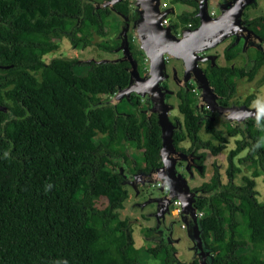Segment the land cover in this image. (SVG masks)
Returning a JSON list of instances; mask_svg holds the SVG:
<instances>
[{
	"label": "trees",
	"instance_id": "1",
	"mask_svg": "<svg viewBox=\"0 0 264 264\" xmlns=\"http://www.w3.org/2000/svg\"><path fill=\"white\" fill-rule=\"evenodd\" d=\"M102 1L0 0V106L6 108L0 111V264H140L144 250L162 264L178 262L173 255L176 248L166 241L136 248L129 219L119 215L128 191L118 169L148 173L161 165L157 115L138 109L134 96L118 104L110 99L104 104L95 97L111 98L127 87L130 64L43 60L44 54L59 47L63 36L73 46L82 42L86 47L94 34L106 37L118 31L119 23L107 28L106 19L114 11L95 8ZM173 2L194 9L177 15L174 32L199 26L198 0ZM129 9L123 1L114 6L126 16ZM248 24L260 28L263 40L254 58L241 68L211 66L209 61L203 68L224 106L236 98L238 81L253 82L264 68V11ZM107 42L97 46L114 52L119 45ZM129 43L135 60L144 62L132 37ZM240 53L232 44L224 49V58L231 62ZM260 80L263 84L264 73ZM192 89L196 86L189 84L177 92L183 121L173 135L174 144L190 140V151L206 149L218 156L227 147V137H240L228 154L230 180L223 184L214 165L195 201L197 212L203 213L198 229L209 252L208 264H264V202L257 199L255 180L260 174L243 176L241 186L233 180L241 172L234 160L245 150L238 163L256 164L264 174V120L225 123L226 137L200 113ZM255 99L251 94L243 104L250 107ZM203 129L219 144L202 141ZM128 143L139 151L136 161L128 156ZM102 198L107 206L99 209ZM155 229L142 233L150 238ZM191 264H200L199 257Z\"/></svg>",
	"mask_w": 264,
	"mask_h": 264
},
{
	"label": "water",
	"instance_id": "2",
	"mask_svg": "<svg viewBox=\"0 0 264 264\" xmlns=\"http://www.w3.org/2000/svg\"><path fill=\"white\" fill-rule=\"evenodd\" d=\"M120 1L122 0L95 3V8L109 7L113 11V5ZM133 3L138 19L134 21L132 27L128 25L120 34V38L123 37V40L117 51H122L123 57L96 62L119 63L126 61L130 64L128 86L119 89L113 95L112 103L117 104L124 96L130 98L131 94L151 101L153 107L147 112L157 113L158 115L157 122L161 128L162 137V147L159 155L163 166L153 170L149 175H136L133 183L136 184V181L139 180L141 183L160 184V191H163L165 184L168 183L171 194L152 198L147 204L165 200L163 209L161 210L158 207L156 210L157 217L162 216L164 218V213L173 202H181L180 217L182 224L185 225L188 232H192L190 237L196 242L200 264H208L209 252L203 247L198 229L197 209L193 205L194 198L200 196V192H190L188 180L176 172L175 161L185 160L186 157L183 152L176 150L173 143L174 128L168 118L173 106L168 104L167 95H172L174 92L164 89L163 82L168 78H173L176 81L179 78L183 87L187 84L196 86L198 90V108L200 110L209 109L215 117H219L224 122L241 124L248 120H264V113H260L256 108L247 107L246 105L224 106L220 104V96L210 84V80L200 66L201 63L208 61L211 66H218V55H204V53L216 49L231 37L236 38L235 44L239 43L240 40L244 41V51L247 59L246 52L248 48L263 43L261 37L242 22L245 8L256 3V0H230L220 5L218 15L214 17L209 12V0H198L197 17L199 18V26L194 29L183 30L180 36L173 32V26L167 25L164 27L162 25L166 16L175 13L174 8L171 7L161 11V0H133ZM129 31H131L133 40H136L139 50L146 58L147 71L144 76L141 75L139 63L130 50L129 37L127 36ZM166 58L181 63V77L178 75L176 66L172 67V75L168 73ZM0 111L5 112L6 108L0 106ZM187 170L189 171L188 167ZM165 172L167 173L166 178L164 177ZM191 176L193 177L192 174ZM177 189L185 197L173 195L174 190Z\"/></svg>",
	"mask_w": 264,
	"mask_h": 264
},
{
	"label": "rangeland",
	"instance_id": "3",
	"mask_svg": "<svg viewBox=\"0 0 264 264\" xmlns=\"http://www.w3.org/2000/svg\"><path fill=\"white\" fill-rule=\"evenodd\" d=\"M127 6L133 7V0H125L124 1ZM163 3L167 6H171L175 9V13L170 15L171 21L173 23L178 22L177 15L181 14L182 12H192L194 9L191 5H188L184 2H173V0H162ZM227 0H209V12H214L215 16L219 13V6L223 3H226ZM257 7L252 8L249 7L248 10H245V14L248 17H256L260 16L264 11V0H256ZM107 28L114 29L117 23H120V18H117L116 16H111L109 19L107 18ZM260 30L257 28V31ZM118 31H110V33L106 37H102L98 34H94L91 43L84 47L83 43L80 42L78 46H73L70 42V40L63 36L60 40L59 47L56 50H53L49 53H46L43 55V60L45 63H49L54 58L63 57L66 59H78L79 61L88 62V61H102L105 59L108 60H115L121 58V52L115 51V52H107L105 50H102L97 45L100 42H103L105 40H108L111 45H113L114 42L118 41ZM132 35L131 31L128 32V36ZM231 38L227 39L223 44L218 46L216 49L209 51L207 53H204V55L207 54H214L218 55V65L220 66H228L234 65V67L241 68L245 65V62L248 63V60H251L255 56V48L249 49L246 54L248 56V59L242 52V46L241 42L237 43L235 46L241 50L240 55L233 61L228 62L224 58V49L233 44V41ZM135 46L138 47L136 40L134 39ZM108 42L107 45H110ZM139 49V47H138ZM177 63L176 61L171 60L170 58H166V62ZM201 68H205L206 64H200ZM139 67L142 71H147V65L146 60L144 62H139ZM84 68H88L87 66H84ZM170 66H168V73H169ZM178 75L180 76L181 70H178ZM264 73V68H262L259 73L257 74L255 80L253 82H247L245 79L238 81V88H237V94L236 98L232 100V102L237 103L236 105H240L243 103V101L248 97L249 95L253 94L255 95L256 99L252 101L251 108H256L260 113H264V83L260 84V79ZM142 75V74H141ZM181 77V76H180ZM175 82V81H174ZM168 87L176 93L178 89L174 87L173 85H170L168 82ZM1 96H3V91L0 93ZM132 95V94H131ZM99 97L101 100V103H107L109 99L108 96L100 95L95 96ZM197 97V96H196ZM198 102V100H196ZM120 102V101H119ZM170 104L174 106V110L171 111L170 116L174 118H178V120L181 122L183 119L182 114L178 110L179 100L174 97L173 95H170ZM9 103V101H8ZM123 105V104H121ZM207 108H204V111ZM214 125L216 129L222 130L224 132V135L226 136V126L220 121V118H215ZM231 125H235L236 123H229ZM200 138L202 141H212L214 144H219V141L213 137L212 135L205 132V130L200 131ZM227 137V136H226ZM228 138V144L226 149H224L218 156L212 155L208 150H200L199 152H203L206 154L205 159V165H206V173L203 178L197 177L198 171H193L196 174L194 183L192 185H200L204 182H209L211 176L213 175L214 167L213 164H217L221 173V179L222 183L226 184L230 178L227 176V169L229 167V161H228V154L231 150H233L236 147V140L240 139L239 136ZM190 141L187 140L184 143L181 144L182 147L185 149H188L190 147ZM129 151L132 152L131 156H139V151L135 148H131L130 145H128ZM247 153V150L243 151L235 160L236 166H238L241 169V172L236 175V177L233 179L234 183L236 185H243L242 177H253V172L257 171L260 176L255 178L256 180V190L258 192L257 199L259 202H264V174L262 173L261 169L258 168V165L253 164L251 166L242 165L238 163V159L240 157H244ZM181 172H183L181 170ZM185 174V173H184ZM142 186V187H141ZM156 185H152L153 188H150L148 185H141L139 183H136L135 189H132V187H126L129 198L126 200L124 204V209L119 212L121 219H129L128 223L131 226L132 230V236H133V242L136 248H149L154 244V242L147 241V237L144 236L142 233V230H145L147 228H150L152 226L156 227L155 221L152 218V215H150V212L156 213V210L154 208L155 204L150 203L147 204V202L152 198H159L162 196L160 194L161 192L156 191ZM158 188V186H157ZM152 194V195H151ZM160 194V196H159ZM153 196V197H150ZM107 206V200L105 198H102L97 202V207L99 209H104ZM165 225V233H167L169 236H171V239H173L174 246L178 252L177 254V264H191L193 260H195L198 257V253L196 254L195 251V243L191 238L188 236V231L184 230L182 227V221L181 217H174L171 214H168L166 217V221L162 223ZM163 226V225H162ZM164 227V226H163ZM140 264H162L161 261L158 259L152 258L149 256L146 251H143L142 261Z\"/></svg>",
	"mask_w": 264,
	"mask_h": 264
},
{
	"label": "flooded vegetation",
	"instance_id": "4",
	"mask_svg": "<svg viewBox=\"0 0 264 264\" xmlns=\"http://www.w3.org/2000/svg\"><path fill=\"white\" fill-rule=\"evenodd\" d=\"M104 1H108V0H104ZM104 1H102V2H104ZM123 2L125 1V0H122ZM122 1H120V2H122ZM101 2V3H102ZM227 2H228V0H227ZM119 2H117V3H115L116 5L118 4ZM115 4L113 5V6H115ZM124 4H125V2H124ZM161 5V4H160ZM251 5H249V6H247L246 8H245V10H248L249 9V7H250ZM129 7V6H128ZM220 7V6H219ZM130 8L131 9H129V10H131L130 11V13H129V15H124L123 13H121V12H118V11H116V10H113L114 12H112V14H110V17L111 16H116L117 18H120V23H119V26H118V37H119V39H118V41H119V45L113 50L114 52L116 51V50H118L119 48H120V46H121V43H122V40H123V37H121L120 38V34H121V32H122V30L125 28V27H127L128 25H129V27H132V25H133V23H134V21L136 20V19H138V14H136L135 15V17L133 16L134 15V13L132 12V11H134L135 13H137L136 11H135V7H134V4H133V7H131L130 6ZM169 8H171V6H168V8L167 9H169ZM167 9H165V10H167ZM245 10H244V12H243V15H242V22L244 23V25L247 27V28H249V29H251V30H253L255 33H257L258 35H259V31L260 30H258L257 31V28L258 27H253V28H250L249 27V24H248V19H251V18H254V17H248L246 14H245ZM134 17V18H133ZM131 18H133V19H131ZM163 25V24H162ZM168 25H173V22L171 21ZM164 26V25H163ZM189 26V25H188ZM165 27V26H164ZM186 29H190L189 27L188 28H186ZM260 29V28H259ZM183 30H185V28L184 27H180V29L177 31V32H175V33H181ZM127 36H128V33H127ZM128 37H132L131 35H129ZM232 41H233V46H235L236 44H235V41H236V38L235 37H232V39H231ZM134 41V40H133ZM240 42H241V46H242V52H243V54H244V41L243 40H240ZM133 44H134V42H133ZM262 46V43L261 44H256V45H254V46H252V47H250V48H248V50L249 49H254V47H256L255 48V54H256V51H257V49L258 48H260ZM247 50V51H248ZM121 52V56L123 57V52L122 51H120ZM121 57V58H122ZM120 59V58H119ZM53 60V59H52ZM51 60V61H52ZM219 60V59H218ZM218 60H217V64H218ZM50 61V62H51ZM169 61V60H168ZM249 61V60H248ZM49 62V63H50ZM207 62H205V63H203V64H206ZM167 65L168 66H170V69H169V74L170 75H172V67L174 66H176L177 67V69L178 70H181V63L180 62H177V63H174V65L172 64V63H170V61L169 62H167ZM232 66V65H231ZM203 69V68H202ZM142 72H143V69H142ZM145 70H144V72L142 73V76H144L145 75ZM179 74V73H178ZM180 76H182V70H181V74H180ZM179 76V77H180ZM175 81V82H174ZM168 82L170 83V85H173L174 87H176L177 89H178V91L180 90V89H185V90H187V88H188V85L189 84H187L186 86H184L183 87V84H182V81L178 78L177 79V81L175 80V79H173V78H168V79H166V80H164V82H163V86H164V89H169V90H171V91H173L172 89H170L169 87H168ZM179 84V85H178ZM194 86V85H193ZM195 87V86H194ZM196 90H197V88H196ZM178 91H176V93H174V94H172L174 97H176L177 98V92ZM198 91V90H197ZM174 92V91H173ZM196 95V94H195ZM132 96H134L135 97V99H136V102H138V109H142L143 110V112H145V114H147L148 116H150V115H152V114H156L157 115V113H150V112H147V111H149L152 107H153V105H152V103H150L151 101L149 100V99H144V98H142V97H140V96H137V95H135V94H132L131 96H130V98L132 97ZM113 97V96H112ZM112 97H111V99H112ZM130 98H127V96H124L121 100H120V102L121 101H123V100H126V99H130ZM178 99V98H177ZM179 100V99H178ZM170 95H167V102H168V104H170ZM112 102V101H111ZM120 102H118V103H120ZM117 103V104H118ZM233 104H236V103H234V102H232L231 101V104L229 105V106H231V105H233ZM172 105V104H171ZM240 105H245V104H240ZM173 106V105H172ZM197 106V105H196ZM197 108H198V106H197ZM172 110H174V106H173V109ZM171 110V111H172ZM179 110V109H178ZM207 111H204V110H200L199 109V111H200V113L201 114H203L204 115V117H210L211 118V120L213 121L215 118H217V117H215V115L209 110V109H206ZM171 111L169 112V114H168V118H169V121L172 123V125H173V135H174V133H175V131L176 130H178V129H180L181 127H182V121H183V119H182V121L180 122L179 120H178V118H174V117H171L170 116V114H171ZM157 119H158V115H157ZM223 124H225V123H227V122H224V121H222V120H220ZM206 122V119H204V123ZM213 123H214V121H213ZM246 123V122H245ZM244 123V124H245ZM241 124H243V123H241ZM161 129V128H160ZM185 141H187V140H185ZM185 141H182V142H180V143H178V145L176 146L175 144H174V146H175V148H176V150H178V151H181V152H183V154H184V156L186 157L185 158V160H176L175 161V165H176V172H178L179 174H181L185 179H187L188 180V188H189V190H190V192H200V196L202 195V193H203V189H202V186H203V184L205 183H202V184H200V185H196V186H194V185H192L193 183H194V180H195V177H196V174H195V172H193V171H198L199 173L197 174V177H200V178H203L204 176H205V173H206V165H205V159H206V154L205 153H201V152H199L200 150H202V149H198V150H192V151H190L189 149H190V147H191V144H190V147L188 148V149H185L184 147H182L181 146V144L182 143H184ZM190 141V140H189ZM173 143H174V139H173ZM190 143H191V141H190ZM128 145H130V143H128L127 144V152H128V156H129V158L131 159V160H133V161H136V157H138V155L137 156H131V154H132V152L131 151H129V148H128ZM141 145H143V143L141 144ZM131 146V148H135V147H133L132 145H130ZM135 149H137V148H135ZM138 150V149H137ZM203 150H206V149H203ZM210 152V151H209ZM202 155H204V160L202 159ZM160 160V163H161V165L160 166H158V167H156L155 169H158V168H161L162 166H163V162L161 161V159H159ZM214 165H216L217 167H218V165L217 164H213V167H214ZM187 167H188V169H189V171L187 170ZM219 168V167H218ZM130 167L128 168V167H126V172L123 170V169H118V171H120V173L123 175V177L125 178V188L126 187H132V189H135V186H136V184H134L133 182H134V177L136 176V175H138V174H144V175H149L153 170H155V169H152L151 171H149L148 173H145L144 171H136V172H130ZM181 170L183 171V172H181ZM185 173V174H184ZM203 173V174H202ZM213 173H214V171H213ZM191 174L193 175V177L191 176ZM166 175H167V173L165 172L164 173V177L166 178ZM151 178V177H150ZM141 179V178H140ZM136 183H139V184H141V185H148V186H150V188H153L152 187V184H150V183H147V182H145V183H141V181H139V180H137L136 181ZM157 186H158V188H157ZM159 186H160V184L158 185H156V186H154V187H156V191H159V192H161L160 194H162V196L161 197H164V196H166L168 193H170L171 194V192H170V188L168 187V183H166L165 184V188H164V190L163 191H160L159 190ZM142 187V186H141ZM127 189V188H126ZM160 194H159V196H160ZM152 195V194H151ZM173 195H175L176 197L177 196H179V197H185L183 194H182V192L180 191V190H174V192H173ZM200 196H198V197H195L194 198V203H193V205L195 206V201L200 197ZM150 197H153V196H150ZM128 198H129V193H128ZM176 202V201H175ZM175 202H173V204H171L170 206H169V208L166 210V212L164 213V218L162 217V216H159V217H157V214L155 213V211L154 212H150L149 214L150 215H152V218L154 219V221H155V225H156V227H154V226H152V227H150V228H156L155 229V231L153 232V234H152V237H150V238H148L147 239V241H149V242H154V244H158V243H162L163 241H166V243H168L170 246H174V243H173V239H171V236H169L167 233H165V225L164 224H162L161 223V221H163V223L166 221V217H167V215L168 214H171L172 216H174V217H180L181 216V211L180 212H177L178 210L176 209V206H175ZM165 200H162L161 202H158V203H153V204H155V206H154V208H155V210L159 207L161 210L163 209V206H165ZM180 203V206H181V202H179ZM179 210H180V207H179ZM197 213V212H196ZM161 218H162V220H161ZM164 227H163V226ZM184 230H186V227L184 228V227H182ZM191 234H192V232H188V236H189V238H191L190 236H191ZM193 240V239H192ZM193 242L195 243V241L193 240ZM195 245H196V243H195ZM194 245V246H195ZM174 248H175V246H174ZM195 248V251H196V254L198 253L197 252V250H196V247H194ZM177 254H178V252H177V250H176V252L173 254L174 255V257H175V259H177Z\"/></svg>",
	"mask_w": 264,
	"mask_h": 264
},
{
	"label": "built area",
	"instance_id": "5",
	"mask_svg": "<svg viewBox=\"0 0 264 264\" xmlns=\"http://www.w3.org/2000/svg\"><path fill=\"white\" fill-rule=\"evenodd\" d=\"M160 9L161 11H165V9L168 8V6L166 7V4L162 2L161 0V3H160ZM214 13H212L213 15ZM171 22V18H170V15L166 16L165 19L163 20L162 24L164 26H167L169 23ZM189 28L191 27L190 25L188 26ZM181 33H177L178 36H180ZM192 92L196 95H198V91L196 89H192ZM175 206H176V209L178 210L177 212H180L179 210V207H180V203L179 202H175ZM198 217L200 218L201 216H203V213H198ZM184 228H185V225H182Z\"/></svg>",
	"mask_w": 264,
	"mask_h": 264
},
{
	"label": "clouds",
	"instance_id": "6",
	"mask_svg": "<svg viewBox=\"0 0 264 264\" xmlns=\"http://www.w3.org/2000/svg\"><path fill=\"white\" fill-rule=\"evenodd\" d=\"M160 10H161V9H160ZM212 13H214V12H211L210 15L214 17V16H215V13H214L213 15H212ZM169 15H171V14H169ZM173 32H174V30H173ZM174 33H175V32H174ZM175 34L177 35V33H175ZM146 63H147V61H146ZM250 107H251V106H250Z\"/></svg>",
	"mask_w": 264,
	"mask_h": 264
},
{
	"label": "bare ground",
	"instance_id": "7",
	"mask_svg": "<svg viewBox=\"0 0 264 264\" xmlns=\"http://www.w3.org/2000/svg\"><path fill=\"white\" fill-rule=\"evenodd\" d=\"M197 216H198V214H197Z\"/></svg>",
	"mask_w": 264,
	"mask_h": 264
}]
</instances>
